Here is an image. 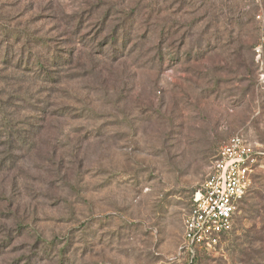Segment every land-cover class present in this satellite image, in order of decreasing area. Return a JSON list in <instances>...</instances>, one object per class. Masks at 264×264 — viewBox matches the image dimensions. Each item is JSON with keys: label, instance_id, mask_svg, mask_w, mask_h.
I'll use <instances>...</instances> for the list:
<instances>
[{"label": "rangeland", "instance_id": "obj_1", "mask_svg": "<svg viewBox=\"0 0 264 264\" xmlns=\"http://www.w3.org/2000/svg\"><path fill=\"white\" fill-rule=\"evenodd\" d=\"M235 134L263 154L250 195L264 0H0V264H186L191 197ZM251 218L195 264H264Z\"/></svg>", "mask_w": 264, "mask_h": 264}, {"label": "built area", "instance_id": "obj_2", "mask_svg": "<svg viewBox=\"0 0 264 264\" xmlns=\"http://www.w3.org/2000/svg\"><path fill=\"white\" fill-rule=\"evenodd\" d=\"M262 155L241 134L231 136L220 146L212 173L193 193L190 210L183 220L179 255L186 259V264H194L203 253L214 252L230 235Z\"/></svg>", "mask_w": 264, "mask_h": 264}, {"label": "trees", "instance_id": "obj_3", "mask_svg": "<svg viewBox=\"0 0 264 264\" xmlns=\"http://www.w3.org/2000/svg\"><path fill=\"white\" fill-rule=\"evenodd\" d=\"M241 205H243L242 209H241ZM241 210L244 213H250V215L252 216V218H251L252 226H251V230L249 231V233L253 236H255L256 234H259L258 227L264 218V215H263V211H264V179H262V184H260L256 190L251 192L249 196H246L241 201L238 212H241ZM235 220H236V215L234 217L231 233H232L233 228H234ZM239 241H240V238H235L232 240V243L234 242V246L237 249H238V247L236 245ZM259 242H260V245L264 243L261 240H259ZM248 245H251L250 242L248 243ZM206 254L207 253H203V255H206ZM196 261H195V263H196Z\"/></svg>", "mask_w": 264, "mask_h": 264}]
</instances>
